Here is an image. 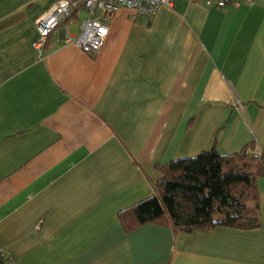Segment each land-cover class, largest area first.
I'll list each match as a JSON object with an SVG mask.
<instances>
[{"label": "crops", "instance_id": "obj_1", "mask_svg": "<svg viewBox=\"0 0 264 264\" xmlns=\"http://www.w3.org/2000/svg\"><path fill=\"white\" fill-rule=\"evenodd\" d=\"M59 0H0V248L18 264H264V178L254 228L127 230L158 164L215 144L264 146V1L121 7L101 49L68 39L78 8L32 48Z\"/></svg>", "mask_w": 264, "mask_h": 264}, {"label": "trees", "instance_id": "obj_2", "mask_svg": "<svg viewBox=\"0 0 264 264\" xmlns=\"http://www.w3.org/2000/svg\"><path fill=\"white\" fill-rule=\"evenodd\" d=\"M153 193L118 212L125 229L153 222L174 232L216 227L254 228L257 179L264 178V146L247 143L222 153L215 144L191 157L158 164Z\"/></svg>", "mask_w": 264, "mask_h": 264}, {"label": "built area", "instance_id": "obj_3", "mask_svg": "<svg viewBox=\"0 0 264 264\" xmlns=\"http://www.w3.org/2000/svg\"><path fill=\"white\" fill-rule=\"evenodd\" d=\"M176 0H59L51 5L35 20L36 38L32 48L42 55L47 39L61 21L73 11L82 8L87 17L80 23L78 34L68 39L83 52L95 54L104 44L109 23L114 13L121 7L133 10L135 15L153 17L160 6L173 8ZM189 3L201 2L206 6L224 8L240 5L251 6L264 0H186ZM0 264H18L16 259L0 248Z\"/></svg>", "mask_w": 264, "mask_h": 264}]
</instances>
